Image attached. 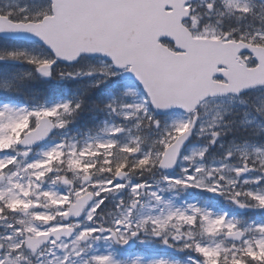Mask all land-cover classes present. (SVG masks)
<instances>
[{"label":"snow or ice","instance_id":"snow-or-ice-1","mask_svg":"<svg viewBox=\"0 0 264 264\" xmlns=\"http://www.w3.org/2000/svg\"><path fill=\"white\" fill-rule=\"evenodd\" d=\"M0 264H264V0H0Z\"/></svg>","mask_w":264,"mask_h":264},{"label":"rangeland","instance_id":"rangeland-1","mask_svg":"<svg viewBox=\"0 0 264 264\" xmlns=\"http://www.w3.org/2000/svg\"><path fill=\"white\" fill-rule=\"evenodd\" d=\"M233 213L236 214V215H240V212L235 210V209L233 210ZM151 246H154V245H151ZM169 255L172 256V257L178 258L180 260L184 259V254H182V253L171 252V253H169Z\"/></svg>","mask_w":264,"mask_h":264},{"label":"trees","instance_id":"trees-1","mask_svg":"<svg viewBox=\"0 0 264 264\" xmlns=\"http://www.w3.org/2000/svg\"><path fill=\"white\" fill-rule=\"evenodd\" d=\"M105 87H107V86H105ZM105 87H101V91H102Z\"/></svg>","mask_w":264,"mask_h":264},{"label":"flooded vegetation","instance_id":"flooded-vegetation-1","mask_svg":"<svg viewBox=\"0 0 264 264\" xmlns=\"http://www.w3.org/2000/svg\"><path fill=\"white\" fill-rule=\"evenodd\" d=\"M135 247H140V246L137 245V246H135Z\"/></svg>","mask_w":264,"mask_h":264}]
</instances>
